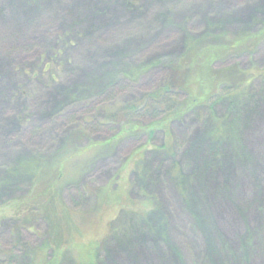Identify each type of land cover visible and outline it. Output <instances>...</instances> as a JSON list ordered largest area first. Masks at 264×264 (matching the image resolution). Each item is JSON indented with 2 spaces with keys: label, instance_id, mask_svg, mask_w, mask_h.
<instances>
[{
  "label": "rangeland",
  "instance_id": "rangeland-1",
  "mask_svg": "<svg viewBox=\"0 0 264 264\" xmlns=\"http://www.w3.org/2000/svg\"><path fill=\"white\" fill-rule=\"evenodd\" d=\"M263 29L264 0H0V264H31L45 241V221L23 226L15 202L59 165L54 192L73 207L81 236L58 264H264V32L210 67L252 76L228 114L223 147L234 152L215 168L207 167V104L171 120L167 136L117 134L140 121L125 108L170 78L189 41L224 45ZM203 70L201 61L189 75L191 96L220 84L205 89ZM165 139L175 154L158 150ZM176 163L190 179L187 198L170 181ZM100 188L102 200L91 194ZM144 211L154 230L140 221ZM250 231L247 251L240 245Z\"/></svg>",
  "mask_w": 264,
  "mask_h": 264
},
{
  "label": "trees",
  "instance_id": "trees-1",
  "mask_svg": "<svg viewBox=\"0 0 264 264\" xmlns=\"http://www.w3.org/2000/svg\"><path fill=\"white\" fill-rule=\"evenodd\" d=\"M263 32L264 29L255 34H242L235 41L224 45H199L196 40L189 41L187 48L185 49L186 51L177 61L175 70L174 72L172 71L173 73L170 78L164 81L156 91L146 94L140 100L129 104L125 108L127 116L130 114L131 117H135V120L140 121H143L145 117L149 116L151 121L147 124H142L140 121L134 122L133 120H126L119 127L117 134H122L125 137L134 134L139 136L145 133L150 137L154 131L162 130L164 135L167 136V129L171 120H174L175 118L178 119L193 107L204 106L207 104L209 112L204 120L208 123L210 122L209 135L211 137H207L212 139L211 141L206 137V139L212 143V146L208 148V152L212 157L207 161V167L209 170L215 168V162H217L222 154L224 156L227 151L228 155H232L234 152V149L230 151L223 147L226 138L232 137L231 133L227 132L228 127L230 126L228 125V121L231 119L228 114L233 112L234 109L236 110L237 101L240 103L242 99L244 100L245 95L249 91V88L247 87L249 86L252 76L248 74L247 71L239 70L236 66H230L220 72L212 71L210 67L218 61L226 62L233 56L237 55L238 48H241L242 51L245 49H251L254 44L261 41ZM243 46L246 47L244 50ZM206 56L207 59H205ZM201 61L204 68L201 72V82L205 85L204 88L207 89L209 85H212L211 83L213 81L214 83L220 82V84H217L214 91L208 93L209 95L206 93V97L191 96L188 90L190 83L189 75L200 65ZM181 92H185L186 94L184 99H180ZM218 104H220V106L225 105L227 109L226 113L221 116H218L214 111V106ZM79 135L73 136L74 140H78ZM71 139L67 136L66 142ZM159 149L168 154H175L172 139H165L163 144L158 147V150ZM236 149L239 152L238 148ZM228 158L229 161L227 160V163L230 162L231 157ZM38 159L39 161L43 160L42 157H39ZM221 160H223V157ZM223 164H225L224 161L220 165ZM60 168L59 165L58 174L60 173ZM169 174L172 176V178L170 177V181L175 184L178 191L182 192L187 198L185 189L187 190L186 185L189 184L188 180L190 179L185 180L186 178L184 179L182 177L185 175L177 163L172 165ZM57 175L52 179H45L42 182H39L40 177L37 176V181H32V183H39V185H37L38 187L34 189L35 191L30 192L29 195L15 202L18 205V210L16 211L17 218L19 217L18 221H21L23 226L32 227V225L40 219L44 220L47 225L45 241L37 251L34 252V254L32 253L31 264H58L60 261V250L63 247L72 248L76 234H79L78 237L81 236V231L73 220L75 214L73 207L65 206L61 200H57L55 195L56 181L57 177H59ZM192 176H196V174H192ZM104 189L105 188L94 189L91 194L96 199L98 196L102 195L100 199L102 200L105 193L108 191V189ZM115 201L117 200L115 199ZM116 203L117 205L120 204L118 201ZM114 204L115 203L113 202L112 205ZM127 205L135 208L138 206L131 204L130 202H128ZM147 206L148 202L145 201L142 207L144 209L141 210L147 212V209L150 207L147 208ZM191 212L195 215L193 211ZM144 213L138 215L140 221L144 224L148 223L150 230H154L152 221L150 220L151 213ZM194 218V221H199L197 215H195ZM128 226L129 228L132 227L131 224H126L123 225L122 229L127 231L129 229ZM117 229L119 228L116 227V230ZM136 229H138V227ZM251 233V231L249 235L247 233L248 236L242 240L240 245L247 251L251 249L250 246L254 245L256 240V234ZM150 243L157 245L160 244L161 241L158 239L156 244L154 239H152L150 240ZM177 255L183 258V253L179 250H177ZM97 263L99 262L95 259L94 264ZM88 264L93 263L89 262Z\"/></svg>",
  "mask_w": 264,
  "mask_h": 264
}]
</instances>
